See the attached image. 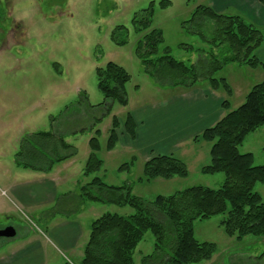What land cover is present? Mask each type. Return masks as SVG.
Returning a JSON list of instances; mask_svg holds the SVG:
<instances>
[{"label":"rangeland","instance_id":"obj_1","mask_svg":"<svg viewBox=\"0 0 264 264\" xmlns=\"http://www.w3.org/2000/svg\"><path fill=\"white\" fill-rule=\"evenodd\" d=\"M163 1L168 3L161 6ZM212 2L0 0V230L14 225L17 236L15 241L0 239V256H8L12 249L18 248L16 242L29 236L45 243L42 235L38 234L45 230L41 220L13 205L7 188L14 175H37L30 170L23 171L15 164V154L19 151L21 139L26 136L30 139L29 136L38 132H50L53 126L59 128L64 125L65 132L70 133L64 139L76 151L72 158L75 169H83L90 152L88 142L92 137H97L99 149L95 155L103 165L97 173L85 178L87 182L98 177L108 186L130 185L132 195L146 202H152L157 196H170L195 186L212 190L222 186V173H201V168L209 165L211 146L202 140L191 143L190 148L183 147L175 151L174 157L186 163L188 175L186 178L174 177L169 180L139 182L143 178L144 167V153L140 147L124 146L122 139H118L113 150H105L113 117L122 123L127 113L164 104L174 95L191 92L187 88L165 87L167 84L164 80L156 79L154 74L144 70L136 52L137 41L143 33L139 35L134 32L133 16L153 4L150 30H157L161 34L162 43L158 51L161 53L168 48L173 59L190 65L197 61L199 52L208 53L210 46L198 36L186 34L185 23L191 19L198 6L211 7ZM223 15L242 19L235 10H228ZM209 26L208 23L204 31L205 38L210 36ZM119 27L126 28V31L121 29L112 33ZM183 45L192 50L185 49ZM262 47L264 44L260 49ZM107 63L117 65L129 75V81L124 85L126 106L115 102L106 115L102 112L87 115L83 110L77 112L72 109L81 101H86L90 106L103 102L104 96L97 87L95 70L104 68ZM214 78L224 79L229 86L230 94L222 90L217 92L229 103L230 109L235 110L243 104L249 91L264 81V72L260 66L230 63L218 71ZM207 87V83L201 82L194 90ZM51 119H56L54 124ZM93 123L96 127L91 130ZM95 130L99 131L98 135L94 134ZM118 131L120 135L123 133L122 125ZM249 152L253 155L254 166L264 163V127L248 135L239 147L240 154ZM125 164L129 170H120ZM61 168L54 165L50 175L42 173L48 179H53L56 178L54 173ZM71 180L69 178L66 184L70 191L73 189ZM57 191L56 206L51 209L53 214L63 215L61 210H66L68 217L76 215L72 211L76 206L75 201L67 203L68 198L61 197L58 188ZM253 191L264 202V185L256 184ZM86 203L92 206L90 210L85 209L82 218V223L88 229L103 214L129 216L134 213L129 207ZM223 218L221 215L214 216L196 221L193 225L196 241L216 246L209 264H264V239L248 236L238 241L227 237L220 226ZM153 244V236L147 232L134 252L135 264H140L141 257L152 253ZM46 248L49 247L46 245ZM48 253L51 258L47 264H79L76 259L75 262L67 261L66 257L63 259L51 249Z\"/></svg>","mask_w":264,"mask_h":264},{"label":"trees","instance_id":"obj_2","mask_svg":"<svg viewBox=\"0 0 264 264\" xmlns=\"http://www.w3.org/2000/svg\"><path fill=\"white\" fill-rule=\"evenodd\" d=\"M260 2L264 7V0ZM167 3L163 1L160 5ZM152 5L133 16L132 28L139 35L143 33L137 41L136 52L144 70L154 74L156 79L164 80L167 84L165 87L192 89L198 83L205 82L213 91L222 90L230 94L225 80L214 78L227 64L260 66L264 72V60L259 61L253 55L264 44V29L246 24L237 16L215 13L210 7L198 6L191 19L185 23L186 34L198 36L203 43H207L210 46L208 53L199 52L197 61L190 65L173 59L168 48L160 53L161 34L157 30H150ZM208 23L211 32L209 38H205L204 31ZM121 29L126 31V28L119 27L112 33ZM116 44L121 45L120 42ZM184 47L191 49L189 46ZM55 67L58 65L55 64ZM95 74L97 87L104 96L103 102L90 106L86 101H81L72 109L77 112L83 110L87 115L96 112L106 115L115 102L126 106L124 85L129 81V75L112 63L97 68ZM222 108L226 114L193 140L211 144L209 165L202 167L201 173H222L224 182L219 189L195 186L146 202L132 195L130 185L108 186L98 177L80 186L78 194L73 197L76 208L90 202L129 207L134 211L129 216L106 213L95 219L90 225L80 264H135L134 252L147 232L153 236V251L141 257L140 264L209 262L216 252V246L196 241L193 225L196 221L219 215L224 216L220 226L227 237L238 241L248 236L264 239V202L253 191L256 184L264 185V163L254 166L252 154L239 153L245 138L264 127V81L249 91L237 109L230 110L226 100ZM55 121L51 119L52 124ZM121 125L123 133L131 140L135 139V124L131 114L127 113L122 123L113 117L105 146L107 152L117 144ZM63 127L53 126L50 132L34 133L29 136L30 139L23 137L19 151L15 154L16 166L30 171L49 172L54 165L73 158L76 151L65 142V136L70 133L65 132ZM95 127L93 123L91 130ZM98 133L95 130L94 134ZM88 144L90 154L83 168L85 177L97 173L103 165L95 155L99 149L97 137H92ZM120 170L127 171L129 166L125 164ZM187 175L186 165L174 156H153L144 163L143 178L139 182L186 178Z\"/></svg>","mask_w":264,"mask_h":264},{"label":"crops","instance_id":"obj_3","mask_svg":"<svg viewBox=\"0 0 264 264\" xmlns=\"http://www.w3.org/2000/svg\"><path fill=\"white\" fill-rule=\"evenodd\" d=\"M212 1L210 8L215 13L223 14L228 10H235L246 23L258 29H264V7L260 0ZM255 57L259 61L264 60L263 47L256 50ZM194 89H190L191 92L174 95L164 104L140 109L136 113L131 112L135 124V139L131 140L122 133L119 139H122L124 146L140 147L144 153V163L153 156H174L175 151H180L183 147L190 148L195 137L200 136L205 129L212 127L226 114V110L222 108L225 99L218 94L219 92L208 87L201 90ZM72 162L70 158L56 164V167L62 168L54 173L56 178L53 179H48V176L36 171L33 172L37 175H14L12 183L7 188L10 199L14 201L11 203L19 210L22 209L31 214L33 218L41 220L45 230L44 233L38 232V234L42 235L45 243L32 239L30 236L21 239L22 241L15 243V245L19 244L16 250L12 249L8 256H0V264H47L51 258L48 253L50 249L63 259L66 257L67 261L74 262L76 259L80 264L90 230L82 223V218L85 215V209L90 210L92 206L85 202L79 208L72 209L76 215L70 217L65 214L66 210H61L63 215L53 214L51 210L56 206L57 188L61 192L60 196H66L68 198L66 202L70 203L71 200H75L73 197L78 194L80 186L88 183L85 181L88 177L83 175V169H75ZM182 162L186 165L184 161ZM53 167L46 175L52 173ZM69 178L72 179L70 183L72 191L66 188ZM9 227L14 228V225ZM16 237L15 234L10 241H15ZM46 245L49 247L46 248L47 250L44 249ZM209 262L205 263L209 264Z\"/></svg>","mask_w":264,"mask_h":264},{"label":"water","instance_id":"obj_4","mask_svg":"<svg viewBox=\"0 0 264 264\" xmlns=\"http://www.w3.org/2000/svg\"><path fill=\"white\" fill-rule=\"evenodd\" d=\"M15 230L12 227L5 228L0 231V237L4 239H12L15 237Z\"/></svg>","mask_w":264,"mask_h":264},{"label":"flooded vegetation","instance_id":"obj_5","mask_svg":"<svg viewBox=\"0 0 264 264\" xmlns=\"http://www.w3.org/2000/svg\"><path fill=\"white\" fill-rule=\"evenodd\" d=\"M1 231V230H0ZM0 239H1V237H0ZM6 240H10V239H6Z\"/></svg>","mask_w":264,"mask_h":264}]
</instances>
